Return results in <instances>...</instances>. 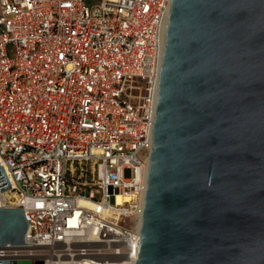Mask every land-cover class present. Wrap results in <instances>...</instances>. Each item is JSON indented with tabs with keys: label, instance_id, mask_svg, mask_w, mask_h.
<instances>
[{
	"label": "built area",
	"instance_id": "2783aa9c",
	"mask_svg": "<svg viewBox=\"0 0 264 264\" xmlns=\"http://www.w3.org/2000/svg\"><path fill=\"white\" fill-rule=\"evenodd\" d=\"M170 3L0 0V260L135 264Z\"/></svg>",
	"mask_w": 264,
	"mask_h": 264
},
{
	"label": "water",
	"instance_id": "95a60500",
	"mask_svg": "<svg viewBox=\"0 0 264 264\" xmlns=\"http://www.w3.org/2000/svg\"><path fill=\"white\" fill-rule=\"evenodd\" d=\"M27 228L0 207V246ZM139 235L135 264H264V0H171Z\"/></svg>",
	"mask_w": 264,
	"mask_h": 264
},
{
	"label": "rangeland",
	"instance_id": "374dc122",
	"mask_svg": "<svg viewBox=\"0 0 264 264\" xmlns=\"http://www.w3.org/2000/svg\"><path fill=\"white\" fill-rule=\"evenodd\" d=\"M89 3L91 2V1H95V0H87ZM125 175H127V172H125Z\"/></svg>",
	"mask_w": 264,
	"mask_h": 264
}]
</instances>
